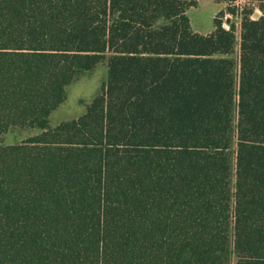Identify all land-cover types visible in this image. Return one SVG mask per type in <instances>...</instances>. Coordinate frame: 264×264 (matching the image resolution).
Masks as SVG:
<instances>
[{
  "label": "trees",
  "instance_id": "1",
  "mask_svg": "<svg viewBox=\"0 0 264 264\" xmlns=\"http://www.w3.org/2000/svg\"><path fill=\"white\" fill-rule=\"evenodd\" d=\"M197 2L0 0V136L37 129L0 144V264H264V0L239 39Z\"/></svg>",
  "mask_w": 264,
  "mask_h": 264
},
{
  "label": "rangeland",
  "instance_id": "2",
  "mask_svg": "<svg viewBox=\"0 0 264 264\" xmlns=\"http://www.w3.org/2000/svg\"><path fill=\"white\" fill-rule=\"evenodd\" d=\"M241 6H252L253 13L259 12L257 0H238ZM236 6L234 3H228L221 0H198L197 4L188 8L187 13L193 30L200 33H209L214 29V17L221 19L224 26L228 27L230 21H234L236 35H240V15L229 11L228 6ZM222 10L223 13L218 12ZM252 13V17H254ZM238 44L236 45L233 57L238 62ZM238 72V66L236 67ZM107 76V60L98 63L94 68L81 73L75 80L66 87V98L50 113L49 123L55 125L58 122L70 119L84 112L86 106L95 95L100 92L102 83ZM36 128L11 127L6 133L0 136V144L17 143L25 137L34 134Z\"/></svg>",
  "mask_w": 264,
  "mask_h": 264
},
{
  "label": "water",
  "instance_id": "3",
  "mask_svg": "<svg viewBox=\"0 0 264 264\" xmlns=\"http://www.w3.org/2000/svg\"><path fill=\"white\" fill-rule=\"evenodd\" d=\"M259 14H260L259 12H256V11H255V12L253 13V15H254V18L258 17V16H259ZM226 22H227V23H229V22H230V17H227V18H226Z\"/></svg>",
  "mask_w": 264,
  "mask_h": 264
},
{
  "label": "built area",
  "instance_id": "4",
  "mask_svg": "<svg viewBox=\"0 0 264 264\" xmlns=\"http://www.w3.org/2000/svg\"><path fill=\"white\" fill-rule=\"evenodd\" d=\"M232 3H234V5H236L237 7H241V5H239L238 0H234Z\"/></svg>",
  "mask_w": 264,
  "mask_h": 264
}]
</instances>
